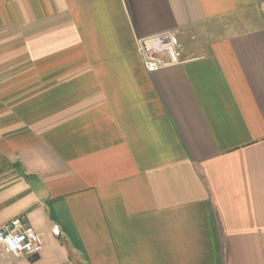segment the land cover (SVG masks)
Wrapping results in <instances>:
<instances>
[{"label":"crops","instance_id":"1","mask_svg":"<svg viewBox=\"0 0 264 264\" xmlns=\"http://www.w3.org/2000/svg\"><path fill=\"white\" fill-rule=\"evenodd\" d=\"M174 32L148 72L139 42ZM0 264H264V0H0Z\"/></svg>","mask_w":264,"mask_h":264},{"label":"built area","instance_id":"2","mask_svg":"<svg viewBox=\"0 0 264 264\" xmlns=\"http://www.w3.org/2000/svg\"><path fill=\"white\" fill-rule=\"evenodd\" d=\"M143 63L148 72H155L181 60L182 47L174 32L143 39L139 42ZM43 242L34 228L22 218L0 225V258L7 256L34 257L41 252Z\"/></svg>","mask_w":264,"mask_h":264},{"label":"rangeland","instance_id":"3","mask_svg":"<svg viewBox=\"0 0 264 264\" xmlns=\"http://www.w3.org/2000/svg\"><path fill=\"white\" fill-rule=\"evenodd\" d=\"M179 41V40H178ZM182 55V54H181Z\"/></svg>","mask_w":264,"mask_h":264}]
</instances>
